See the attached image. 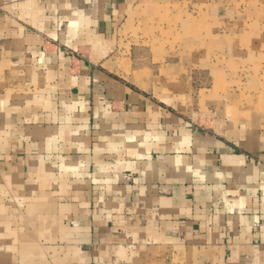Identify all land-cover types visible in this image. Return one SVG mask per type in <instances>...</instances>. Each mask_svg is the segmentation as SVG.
<instances>
[{
  "label": "crops",
  "instance_id": "crops-1",
  "mask_svg": "<svg viewBox=\"0 0 264 264\" xmlns=\"http://www.w3.org/2000/svg\"><path fill=\"white\" fill-rule=\"evenodd\" d=\"M259 1L0 0V264H264V133L196 123L123 52L172 5L264 45Z\"/></svg>",
  "mask_w": 264,
  "mask_h": 264
},
{
  "label": "rangeland",
  "instance_id": "rangeland-1",
  "mask_svg": "<svg viewBox=\"0 0 264 264\" xmlns=\"http://www.w3.org/2000/svg\"><path fill=\"white\" fill-rule=\"evenodd\" d=\"M159 12L143 22L139 34L150 42H128L123 52L139 63L154 85L168 88L163 93L181 103L177 110L196 123L217 126L219 131L244 124L264 133V45L250 42L227 54L226 29L218 26L226 19L225 12L180 11L173 5ZM246 15L251 22L264 20V12L252 10ZM253 32L251 28L250 38ZM135 39L139 40L136 32Z\"/></svg>",
  "mask_w": 264,
  "mask_h": 264
}]
</instances>
